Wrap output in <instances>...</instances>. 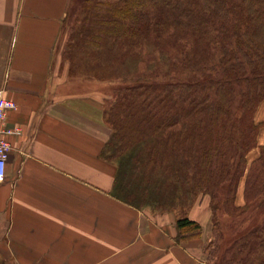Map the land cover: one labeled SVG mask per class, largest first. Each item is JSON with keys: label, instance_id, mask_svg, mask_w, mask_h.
I'll use <instances>...</instances> for the list:
<instances>
[{"label": "trees", "instance_id": "obj_1", "mask_svg": "<svg viewBox=\"0 0 264 264\" xmlns=\"http://www.w3.org/2000/svg\"><path fill=\"white\" fill-rule=\"evenodd\" d=\"M84 13L66 57L118 83L103 106L112 196L138 210L176 212L208 195L215 213L227 186L221 202L232 218L264 203V146L249 167L246 159L263 124L254 117L264 101V0H87ZM159 55L170 66L162 76L154 74ZM175 228L177 244L202 234L188 213ZM240 248L253 255L243 263L238 254L236 264H264V224Z\"/></svg>", "mask_w": 264, "mask_h": 264}, {"label": "crops", "instance_id": "obj_2", "mask_svg": "<svg viewBox=\"0 0 264 264\" xmlns=\"http://www.w3.org/2000/svg\"><path fill=\"white\" fill-rule=\"evenodd\" d=\"M69 4L0 0V91L16 105L6 116L0 264H203L197 241H174L175 219L112 196L104 101L91 85L58 78ZM255 120L264 146V101Z\"/></svg>", "mask_w": 264, "mask_h": 264}, {"label": "rangeland", "instance_id": "obj_3", "mask_svg": "<svg viewBox=\"0 0 264 264\" xmlns=\"http://www.w3.org/2000/svg\"><path fill=\"white\" fill-rule=\"evenodd\" d=\"M85 2H87V0H70L68 14L63 22L61 38L57 46L56 58L59 63H57L56 66L57 73L59 74L58 78L61 80L74 81L75 83H82L83 85L86 84L87 86L91 85L93 87L92 90L100 95L103 101H109L113 96L114 89L118 87L117 81H104L96 77H91L83 73L80 67L76 66V64H78L77 61L75 64L72 58L69 59L66 57V52L68 51L71 53L72 51V45H74L76 41L74 40V35H77L80 30L82 25L81 21L86 15L84 13ZM166 56L167 55H164L163 58L160 56L161 64L159 70H155L154 74L162 76L165 72L169 73L170 66L167 65L168 60L164 59ZM146 57L149 61V65L154 64L152 62L153 56ZM148 74L152 75V69L151 71L149 69ZM254 121L256 122L255 117ZM259 154V145L249 151L246 155L248 167L258 158ZM244 182L245 177L240 180L236 190L235 206L237 207L244 205ZM226 191L227 186H223L222 189L219 190L217 194L218 205L215 213H213L211 209L210 197L208 195H200L192 207L187 208L185 211H162V209H156V206L153 205L145 206L144 211L152 216L172 217L173 219L188 213L189 217L191 216L200 221L202 226L201 237L189 240L188 242L197 241L203 264H236L238 260L236 256L238 254H240V257L243 256L244 260L242 262L244 263L251 252V248H246V250L242 252L240 246L242 242L248 238L251 231L263 226L264 203L261 201L256 202L244 215L239 218H232L226 214L224 205L221 202L224 199ZM252 255L253 254H250V256Z\"/></svg>", "mask_w": 264, "mask_h": 264}, {"label": "built area", "instance_id": "obj_4", "mask_svg": "<svg viewBox=\"0 0 264 264\" xmlns=\"http://www.w3.org/2000/svg\"><path fill=\"white\" fill-rule=\"evenodd\" d=\"M16 105L6 99L3 95V91H0V183L4 181L6 173V162L10 152V144L6 137L12 131L6 128V116L11 110H15Z\"/></svg>", "mask_w": 264, "mask_h": 264}]
</instances>
